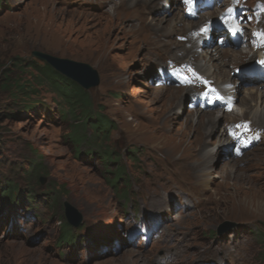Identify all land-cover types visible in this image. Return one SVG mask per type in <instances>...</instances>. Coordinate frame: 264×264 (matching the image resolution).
<instances>
[{
	"label": "rangeland",
	"instance_id": "obj_1",
	"mask_svg": "<svg viewBox=\"0 0 264 264\" xmlns=\"http://www.w3.org/2000/svg\"><path fill=\"white\" fill-rule=\"evenodd\" d=\"M207 1L195 0L189 9L183 0H0V185L11 182L18 196L11 208L0 200V264H124L130 251L141 264H264V140L240 157L228 155L217 130L224 126L229 136L242 122L224 117L206 135L207 153L191 119L193 95L167 74L160 82L157 71L169 60L185 65L204 47L193 48L182 27L168 32L184 10L190 12L182 26L207 18L202 31L213 30L207 43L239 46L223 41L229 34L218 10L227 0ZM232 2L242 10L236 21L244 24L248 5L264 8V0ZM262 20L247 32L263 30L257 28ZM34 50L97 71L98 84L84 89L86 119L84 108L67 103L31 67V61L44 64ZM188 62L196 70L195 59ZM228 63L224 67L231 69ZM242 67L230 71L240 74ZM3 73L21 90H3ZM208 82L204 77L188 87L197 98ZM238 85V96L259 86L245 80ZM167 89H176L178 99ZM201 107L216 114L230 109ZM96 118L106 126L94 127ZM32 163L39 170L29 173ZM64 201L80 212L78 226L66 222ZM145 220L157 223L147 242L132 235ZM224 221L235 225L218 233ZM65 222L68 238L60 233ZM130 233L129 246L120 244Z\"/></svg>",
	"mask_w": 264,
	"mask_h": 264
},
{
	"label": "bare ground",
	"instance_id": "obj_2",
	"mask_svg": "<svg viewBox=\"0 0 264 264\" xmlns=\"http://www.w3.org/2000/svg\"><path fill=\"white\" fill-rule=\"evenodd\" d=\"M133 1L137 2V0H133ZM148 1H151V0H144V3H147ZM194 3H195V0H194ZM221 4L222 6L224 5V7L221 9V11L218 10V13L220 17L226 18V22L229 23L228 26L227 25L226 26L228 28H231L233 24V20L238 23L237 29L241 33V35L239 34L238 31L234 29L235 37L233 39H231L230 37L226 39L227 41H230L229 42L230 44H234L237 41H240V44L237 48H231V47L224 48L222 46H216L215 44L207 43V40L205 39V37L207 36L209 32H213V30L209 26L206 31L204 32L202 31V25L206 23V20H207L205 16H201L200 19L195 22L185 23L183 27L181 25L182 24L181 19L183 15H186L185 10H184V14L183 13L181 14V18L178 17L176 18L174 22H172L173 24L169 26L170 29L168 30V32L171 35V32H173L176 29H181L182 27L187 31L189 41L192 44L193 48L194 47L197 48L198 44L204 45L203 48L199 49V54L198 52L196 53V51H193L192 53L193 55L188 56L189 58H186V60H183L182 64H185V65L192 64L191 62H188V61L191 57H193V59H195V62H196L195 69L197 71H200L203 75L200 77L201 78L205 77V79L210 80V84H208V87H211L212 89L214 88L215 90L219 91V94L229 104V107H226V105L219 102L220 99H217L211 96L210 92L207 90L208 87L205 86V88L203 89V92H201L200 94V95L204 94L205 96L204 104L207 105V102L212 101L210 105L211 108L214 106H217L221 109L223 108V110H225L226 108L227 109L230 108V109L228 110V112H223L222 114H216L214 110H211V111L209 110L203 113L202 112L203 109L201 107L202 98L200 95L197 98L195 97V94L193 93L195 91L194 87L180 88L182 92L188 91L189 93L193 95V99L191 101H194V102L196 101L195 103L197 107H195V114H194L195 116L193 115L191 119L194 122L193 124H195L196 126V130L199 136L198 145H200L203 148H207L206 152L211 153L212 148H208L206 146V135H208L211 132L210 130L211 125L215 124V122L222 120V118L224 117H225V120L230 123L232 122L241 123L242 122L240 127L235 130L234 136H230V135L224 136L226 132V129H224V126L223 127L221 126L217 130L218 138L221 137L220 141L225 146V148L229 150L227 154L230 156L237 157L235 153V149H241L240 148L241 146L236 144V142L238 141V138L236 137V135L238 133L246 131L247 135L244 137L245 139H249V137H251L250 146L256 143L258 144L262 140H264V63H262L264 59V27H262L263 26L262 24L264 23V21L262 20V23L259 26H257V28L261 27L263 28V30L252 29L247 32V28H251V23L254 20L258 21L260 17L264 16L263 14L264 10L259 11V12H254L253 10H250L251 6L248 5L249 8L246 10L245 15L250 16L251 20L247 24H244L240 20L236 21V18L241 14L240 9H238L239 6L237 7V5L232 2V0H227L226 3H221ZM152 5L149 8L153 7ZM144 6L148 7L147 4ZM263 6L264 5H260V7H263ZM184 7L186 9L188 6L186 5ZM231 7L234 8V15H232L231 13H228ZM211 13L212 12H209L208 14L210 15ZM154 19L156 18L152 17L151 22H154L155 21ZM144 20L146 21L147 19L145 18ZM161 20H164V19L160 18V21ZM157 21L159 20L157 19ZM217 22H215L214 24H216ZM191 32H195V35H191ZM251 33H258L259 38L257 40H254L253 38L250 37L252 36ZM254 58L256 59L258 64L256 66L251 64L250 66L247 67V64ZM228 62H230L232 65L231 69L224 67L226 63L228 66L229 64ZM238 65H241V67L243 66L242 69H238V72H240V74L232 73L231 71H233L234 68L237 67ZM214 77H217V78H216V81L213 83L212 80L209 78H214ZM240 80H245L248 82L256 81L258 82L259 86L246 88V90H244L243 92V95L238 96V93L241 92L240 87L238 85ZM164 88H165V85H163L162 88L160 89L162 90ZM167 90L169 91V95L172 98H175V100L178 99L179 93L176 89H167ZM231 107H236V108L238 107L237 111L234 112L231 109ZM231 125L232 124H230V126ZM250 125L252 128L250 127ZM259 153L263 154L264 148L261 149ZM257 159L259 158H258V155L256 154L255 156H253L252 160L257 161ZM236 169L237 168L234 167L232 169V172L233 173L236 172L235 171ZM259 188L264 189V180L262 177H260ZM130 237H131V234L126 239H123L120 242V244L124 243V245L129 246L130 240H131ZM12 245L16 247L17 250H21L20 243L19 244L15 243ZM132 257L133 258L135 257V259H133ZM139 260H141V258H139V255L135 256V254L130 251L128 253H125L123 263L124 264H141V263H138Z\"/></svg>",
	"mask_w": 264,
	"mask_h": 264
},
{
	"label": "trees",
	"instance_id": "obj_3",
	"mask_svg": "<svg viewBox=\"0 0 264 264\" xmlns=\"http://www.w3.org/2000/svg\"><path fill=\"white\" fill-rule=\"evenodd\" d=\"M31 67L38 73V76L45 80L48 85L58 92L60 95H62V98L71 105H79L85 112H83V120L86 119L89 116V110H90V102L88 99V95L86 91L79 86L77 83H75L72 80H69L65 76L61 75L60 73L56 72L53 68H51L46 63L38 65L35 61L30 62ZM2 89L6 91H17L21 88V84H19L18 81L12 82L9 77H7L4 73L2 76ZM21 90V89H20ZM26 107V106H25ZM98 117V116H96ZM93 126L98 128L100 126H106L107 121L102 120L100 118H96L94 120ZM109 159L106 158L105 161ZM38 165L36 163H32L29 173L32 171H38ZM28 173V171H26ZM5 186V187H4ZM4 186L0 185V200H5L4 202H7V204L13 205L14 201L18 199L16 188L14 185H12L11 182H6ZM7 199V200H6ZM67 223H63V226L60 228L61 234H63L64 231L67 235H63V237L69 236V229H68ZM68 238V237H67Z\"/></svg>",
	"mask_w": 264,
	"mask_h": 264
},
{
	"label": "water",
	"instance_id": "obj_4",
	"mask_svg": "<svg viewBox=\"0 0 264 264\" xmlns=\"http://www.w3.org/2000/svg\"><path fill=\"white\" fill-rule=\"evenodd\" d=\"M31 54L32 56L44 61L56 72L65 76L69 80L74 81L85 90L97 85L99 82L97 71L85 62L61 58L37 50L32 51ZM63 207L68 222H70L73 226H77L82 219L80 212H78V210L68 201L63 202ZM234 225V222L224 221L221 224L218 233H221L222 230L229 229Z\"/></svg>",
	"mask_w": 264,
	"mask_h": 264
},
{
	"label": "snow or ice",
	"instance_id": "obj_5",
	"mask_svg": "<svg viewBox=\"0 0 264 264\" xmlns=\"http://www.w3.org/2000/svg\"><path fill=\"white\" fill-rule=\"evenodd\" d=\"M190 2V0H185V3H189ZM209 102H211V101H209Z\"/></svg>",
	"mask_w": 264,
	"mask_h": 264
}]
</instances>
